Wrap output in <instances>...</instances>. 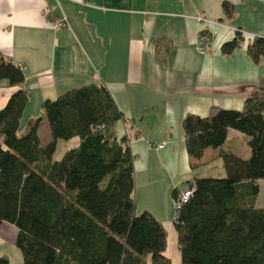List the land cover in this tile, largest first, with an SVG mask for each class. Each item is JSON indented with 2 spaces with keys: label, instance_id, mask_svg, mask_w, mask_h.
<instances>
[{
  "label": "trees",
  "instance_id": "16d2710c",
  "mask_svg": "<svg viewBox=\"0 0 264 264\" xmlns=\"http://www.w3.org/2000/svg\"><path fill=\"white\" fill-rule=\"evenodd\" d=\"M220 7L225 18L234 12L227 0ZM199 34L209 39L206 30ZM243 41L236 28L219 52ZM245 50L251 61L264 60V38L251 36ZM0 80L23 82L19 67L1 55ZM27 99L17 88L0 108V223L16 228L21 264H170L161 222L147 210L135 213L132 155L125 138L114 134L120 114L102 85L86 83L44 99L38 116L20 128ZM240 106H210L205 117L182 118L191 167L211 147L225 175L194 177L190 198L174 209L180 264H264V207L255 204L264 181V90L254 89ZM42 119L50 139L41 145ZM230 129L242 134L246 156L229 148ZM75 137L56 157L57 142ZM0 264H9L4 254Z\"/></svg>",
  "mask_w": 264,
  "mask_h": 264
},
{
  "label": "crops",
  "instance_id": "0c3cea01",
  "mask_svg": "<svg viewBox=\"0 0 264 264\" xmlns=\"http://www.w3.org/2000/svg\"><path fill=\"white\" fill-rule=\"evenodd\" d=\"M222 1L83 0L78 5L71 0H0V55L23 73L17 86L0 80V108L17 88L24 89L23 128L38 116L44 99L86 83L101 84L120 114L114 134L125 138L132 155L135 213L147 210L161 222L166 237L173 233L176 240L169 223L172 191L184 190L194 177H206L211 164L220 163L218 149L208 147L191 167L182 118L205 117L210 106L240 109L251 91L264 90V60L251 61L245 50L251 36L264 38V2L227 0L234 12L225 18ZM194 15L220 24L205 29L210 36L204 55L196 50L201 25ZM58 18H64V26L56 29L52 24ZM236 28L244 41L221 54L220 45ZM233 131L226 140L232 134L239 141H228L229 148L247 155L242 134ZM159 143L163 147L155 148ZM261 185L264 181L255 204L264 207ZM16 232L0 223V255L9 264L22 262L14 245ZM166 248L163 253L170 259Z\"/></svg>",
  "mask_w": 264,
  "mask_h": 264
},
{
  "label": "rangeland",
  "instance_id": "374dc122",
  "mask_svg": "<svg viewBox=\"0 0 264 264\" xmlns=\"http://www.w3.org/2000/svg\"><path fill=\"white\" fill-rule=\"evenodd\" d=\"M198 52V51H197ZM202 55H204V53H200ZM236 132L237 131H233ZM38 137L40 138V143L45 144V142L47 140L50 139L49 137V131H48V126L46 124V121L43 120V124H41L39 131H38ZM228 141H232V142H238L239 140H237V138H234V135L230 134ZM75 142H77V138H72L69 141H59L58 145L56 146V152H63L65 148H67V145L71 146L73 145ZM66 143V144H65ZM242 144V143H241ZM246 156V155H245ZM215 163L211 164L210 167V172L207 173L206 177H208L209 175H211L210 177H217V178H221L222 176L225 175L222 167H221V162L218 164V166H214ZM205 177V176H203ZM264 185H261V187ZM172 200V199H171ZM172 209H173V202H172ZM174 211V209H173ZM141 211H139L138 213H140ZM173 216V214H172ZM172 216L169 218V223L173 228V224H172ZM166 242H167V248H166V255L168 257H170L171 260V264H177L179 263V253L177 252V248H176V242H175V235L173 233H169L166 237ZM148 260V259H147Z\"/></svg>",
  "mask_w": 264,
  "mask_h": 264
},
{
  "label": "built area",
  "instance_id": "2783aa9c",
  "mask_svg": "<svg viewBox=\"0 0 264 264\" xmlns=\"http://www.w3.org/2000/svg\"><path fill=\"white\" fill-rule=\"evenodd\" d=\"M74 3L80 5L84 4L83 0H71ZM264 2V0H262ZM193 20H195L199 25H201V31L205 30L210 25H220L217 21H212L210 19L204 18L200 15H194ZM54 28L58 29L61 26H64V18H58V20H55L52 24ZM243 34V32H242ZM244 35V34H243ZM197 45L196 50L198 53H207L208 50V36L206 34L200 35L197 34L196 39ZM164 143H159L155 145V148L160 149L162 148ZM192 192V188H185L184 190H178L176 194V200L173 202V209H178V206L181 203H185L190 198V194Z\"/></svg>",
  "mask_w": 264,
  "mask_h": 264
}]
</instances>
